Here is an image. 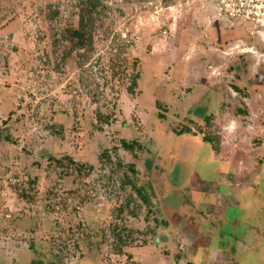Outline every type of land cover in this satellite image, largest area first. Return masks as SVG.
Masks as SVG:
<instances>
[{"label": "rangeland", "instance_id": "374dc122", "mask_svg": "<svg viewBox=\"0 0 264 264\" xmlns=\"http://www.w3.org/2000/svg\"><path fill=\"white\" fill-rule=\"evenodd\" d=\"M84 1L0 0V264H264L263 59L200 2L166 40L97 0L75 50Z\"/></svg>", "mask_w": 264, "mask_h": 264}, {"label": "built area", "instance_id": "2783aa9c", "mask_svg": "<svg viewBox=\"0 0 264 264\" xmlns=\"http://www.w3.org/2000/svg\"><path fill=\"white\" fill-rule=\"evenodd\" d=\"M198 2L212 9V22L238 26L249 40L264 45V0H141L138 7L147 15L148 25L156 27L162 38L172 40L184 10ZM214 50L221 55L250 54L264 61V52L259 51L255 43L242 40L235 41L224 50ZM208 68L212 74H217L211 66Z\"/></svg>", "mask_w": 264, "mask_h": 264}, {"label": "trees", "instance_id": "16d2710c", "mask_svg": "<svg viewBox=\"0 0 264 264\" xmlns=\"http://www.w3.org/2000/svg\"><path fill=\"white\" fill-rule=\"evenodd\" d=\"M98 3H99V1H97V0H85L83 2V5H84L83 11L85 13L82 15L78 26L76 28L68 30L69 33L72 35V38H73L72 49L86 51V52L87 51L89 52L91 50L92 41H91L89 29L86 28V17H88V16L91 17V14L93 12H95L96 6L98 5ZM223 29L228 31V35H229V37H231V40H233V38H235V36L237 37V34H238V36H243L247 40L248 43H255V45H257V48L260 51L264 52V45H262L260 43L252 42L251 40L248 39V37H245L246 33L243 31L242 28H240L238 26H233V27L228 26V27L223 28ZM235 31H236V33H234ZM242 32H244V34ZM225 42H227V41H225ZM67 55H68L67 53H64L62 56V59H65L67 57ZM238 58H247V57L243 56V57H238ZM262 73L263 72L261 71L260 74L264 75ZM137 79H138V76H137V74H135L132 77V81H131L130 85L127 87V92L131 96L135 95V89L137 87ZM160 105H161V102L158 101L156 103V106L160 107ZM157 116L159 119H163L165 117L164 112H161V111L158 112ZM107 119H108L107 116H102V121L105 122V121H107ZM203 119H204V121H209V119H211V115L210 116L207 115ZM189 121L192 122L191 119H189ZM175 132L179 133V134H183V133L188 134V133H191L193 131L191 130L190 127L183 125L178 131H175ZM193 133H195V132H193ZM202 141L209 143L211 145L212 149L217 151L218 147H216L214 144H212L213 142L211 139H209V136H205V134H203ZM120 146L122 148H124L125 150H129V151H134V150L140 151L143 149L142 144L137 140H132V141L122 140L120 143ZM121 234H122V232L117 233V236H118L120 241L122 240ZM29 264H45V262L41 259H33L32 258V260L30 261ZM47 264H55V263H47Z\"/></svg>", "mask_w": 264, "mask_h": 264}, {"label": "crops", "instance_id": "0c3cea01", "mask_svg": "<svg viewBox=\"0 0 264 264\" xmlns=\"http://www.w3.org/2000/svg\"><path fill=\"white\" fill-rule=\"evenodd\" d=\"M209 7V6H208ZM210 8V7H209ZM211 9V8H210ZM211 14L210 15H212V13H213V11H212V9H211ZM210 18V17H209ZM211 66V65H210ZM189 68H188V72L187 73H185L184 74V76L186 75V74H191L192 76H199V75H201V74H196L195 72H194V70H195V68H196V66H195V64H194V62L192 63L191 62V65H189L188 66ZM212 67V66H211ZM212 69H213V67H212ZM209 74L206 76V79L208 80V81H211L212 80V78H210L211 77V75H212V73L211 72H208ZM201 77V76H200ZM210 78V79H209ZM212 83H216L215 82V80L213 81L212 80ZM224 152V151H223ZM221 153H222V151L221 152H219L218 154H220L221 155ZM238 170H240V169H238ZM233 171L231 170L229 173H232Z\"/></svg>", "mask_w": 264, "mask_h": 264}]
</instances>
